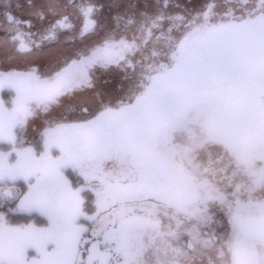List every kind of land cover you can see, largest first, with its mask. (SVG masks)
<instances>
[{
    "label": "snow or ice",
    "instance_id": "snow-or-ice-1",
    "mask_svg": "<svg viewBox=\"0 0 264 264\" xmlns=\"http://www.w3.org/2000/svg\"><path fill=\"white\" fill-rule=\"evenodd\" d=\"M0 264H264V0H0Z\"/></svg>",
    "mask_w": 264,
    "mask_h": 264
},
{
    "label": "flooded vegetation",
    "instance_id": "flooded-vegetation-1",
    "mask_svg": "<svg viewBox=\"0 0 264 264\" xmlns=\"http://www.w3.org/2000/svg\"><path fill=\"white\" fill-rule=\"evenodd\" d=\"M102 2H104V3H109V0H102Z\"/></svg>",
    "mask_w": 264,
    "mask_h": 264
}]
</instances>
